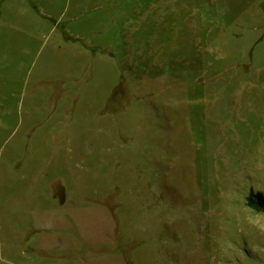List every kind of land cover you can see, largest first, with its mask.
<instances>
[{
    "label": "rangeland",
    "instance_id": "1",
    "mask_svg": "<svg viewBox=\"0 0 264 264\" xmlns=\"http://www.w3.org/2000/svg\"><path fill=\"white\" fill-rule=\"evenodd\" d=\"M250 191L264 0H0V264H264Z\"/></svg>",
    "mask_w": 264,
    "mask_h": 264
},
{
    "label": "trees",
    "instance_id": "2",
    "mask_svg": "<svg viewBox=\"0 0 264 264\" xmlns=\"http://www.w3.org/2000/svg\"><path fill=\"white\" fill-rule=\"evenodd\" d=\"M246 205L257 212L264 213V194L260 191H250L246 196Z\"/></svg>",
    "mask_w": 264,
    "mask_h": 264
},
{
    "label": "crops",
    "instance_id": "3",
    "mask_svg": "<svg viewBox=\"0 0 264 264\" xmlns=\"http://www.w3.org/2000/svg\"><path fill=\"white\" fill-rule=\"evenodd\" d=\"M12 27L14 28L15 26L14 25H11L10 28H12Z\"/></svg>",
    "mask_w": 264,
    "mask_h": 264
}]
</instances>
